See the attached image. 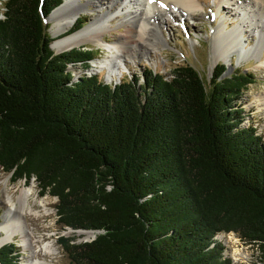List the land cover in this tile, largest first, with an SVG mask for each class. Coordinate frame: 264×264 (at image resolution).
I'll use <instances>...</instances> for the list:
<instances>
[{"label": "trees", "instance_id": "16d2710c", "mask_svg": "<svg viewBox=\"0 0 264 264\" xmlns=\"http://www.w3.org/2000/svg\"><path fill=\"white\" fill-rule=\"evenodd\" d=\"M63 0H5L0 16V167L57 198L58 222L96 230L59 244L73 264H234L219 233L264 264V138L242 126L251 72L192 65L115 85L74 79L92 49L52 50L45 18ZM79 24V25H78ZM74 25L68 33L79 29ZM13 243L0 264H19Z\"/></svg>", "mask_w": 264, "mask_h": 264}, {"label": "rangeland", "instance_id": "374dc122", "mask_svg": "<svg viewBox=\"0 0 264 264\" xmlns=\"http://www.w3.org/2000/svg\"><path fill=\"white\" fill-rule=\"evenodd\" d=\"M4 1L0 0V16H2L1 12L3 11ZM197 2V11L192 16H175L170 18L164 15L161 17L158 22L161 31V37L159 36L160 42L154 44L152 47H148L146 50L136 49L129 56H125L126 68L123 69L125 72L117 80H106L107 72L104 69L100 70L95 68L94 70V63L92 61L103 59L107 51L104 50L102 44H97L92 41H87L79 46L72 47L79 48L83 46V48L92 49L95 52L94 58L89 61L88 67L83 68L81 64L77 63L69 65L68 70L73 73L74 79L81 74H95L101 81L107 84H113L114 82L120 83L124 80L131 79L133 76H138V82L141 83L143 82L142 73L148 68L162 74L166 78H170L174 68L186 64L192 65L197 69L206 81L209 80L213 68L217 63H223L226 66L225 75L232 73L234 70L251 72L254 75V81L247 86L238 100V104L243 108V122L241 125L254 126L257 134L264 138V43H256L257 34L252 33L251 28L242 27L243 29L239 35V39L241 40L243 53H247L243 57H238L237 51L240 49V45H238L230 48L228 52L223 53V55H229V58L222 60L219 58L222 56L220 47H223L226 42L222 41L223 43L220 44L216 39L217 37L214 36V31L217 26H221L222 31L229 34L233 28L242 22L243 17L241 15L237 16L235 7L230 5L234 3V0L228 3L223 2V0H197ZM237 2L239 5L240 3L242 4V0H237ZM89 8L91 10L81 12L70 28L60 33L59 37L70 34L68 32L74 25L80 22L83 23L76 30L78 31L84 28L99 13H105V8H96V10H93L92 6ZM124 15L119 14L118 18L122 19ZM150 21L152 22V20ZM46 24L48 33L54 41L56 37L52 33V23L46 20ZM109 29L103 35L102 39L109 42H121L122 38L120 34L125 31L124 25H121L120 21L115 18L111 20ZM52 50L55 52L53 48ZM216 58L217 60L214 61ZM18 185L20 187L33 185V193L29 199L30 202L34 201V197L46 199V209L49 216L42 218L39 226H46L44 231H41L43 235L41 238L43 239L42 243L49 242L54 244L55 254H53V258H50L52 263L73 264L63 251L58 239L61 236H76V242L89 241L94 238V234L89 231L81 229L73 230L62 226L58 222L56 213V197L51 196L49 193H42L34 178L30 181H26L25 179L14 180L11 173L3 171L0 167V198L6 194L5 191H8L14 197L17 194L16 188H18ZM6 209L7 206L0 199V220ZM39 209L42 211L43 208L39 207ZM29 227L31 228V226ZM216 238H219L223 242L225 247L224 254L229 256L234 264L255 263L258 255V250L255 245L242 241L233 232L219 233ZM5 243H13L16 246L20 254L19 264L29 259L30 250L24 249L18 236H15L12 240H8Z\"/></svg>", "mask_w": 264, "mask_h": 264}, {"label": "bare ground", "instance_id": "6f19581e", "mask_svg": "<svg viewBox=\"0 0 264 264\" xmlns=\"http://www.w3.org/2000/svg\"><path fill=\"white\" fill-rule=\"evenodd\" d=\"M229 1L231 0H223L225 3ZM197 3V0H63L62 5L53 10L47 19L52 23V33L56 37L51 47L56 52H61L87 41L102 44L107 53L103 59L92 61L94 70L104 69L107 72L106 80H117L125 72L123 70L126 68L125 56H129L136 49L146 50L160 42L161 31L158 22L161 17L192 16L197 11ZM237 3V0H234L230 5L235 7L237 16L243 17L242 22L229 34L223 32L221 26H217L214 31V36L220 44L222 41L226 42L220 47L222 56L219 58L222 60L229 58V55L223 53L238 45H240L238 57H243L247 53H243L239 39L242 27L251 28L252 33L257 34L256 43H264V0H242V4ZM90 6L93 10L105 8V13H99L84 28L59 37L60 33L70 28L81 12L91 10ZM119 14L125 15L119 19ZM115 18L125 27V31L120 34L122 41L103 40V35L110 30L111 20ZM216 60L217 58L214 59ZM16 189L15 198L5 190L6 194L0 198L7 206L0 220V245L18 236L24 249L30 250L29 259L21 264H53L50 258L55 254L54 244L42 243L41 231H44L46 226H39L41 219L49 216L46 199L34 197V201H29L33 185L21 187L18 185ZM39 207L43 208L42 211Z\"/></svg>", "mask_w": 264, "mask_h": 264}, {"label": "water", "instance_id": "95a60500", "mask_svg": "<svg viewBox=\"0 0 264 264\" xmlns=\"http://www.w3.org/2000/svg\"><path fill=\"white\" fill-rule=\"evenodd\" d=\"M58 6H59V5H58ZM58 6H57V7H58ZM57 7H56V8H57ZM54 9H55V8H54ZM54 9H53V10H54ZM53 10H52V11H53ZM52 11H51V12H52ZM50 14H51V13H50ZM50 14H49V15H50ZM49 15H48V16H49ZM48 16L45 18V21L48 19ZM55 53H59V52H56V51H55ZM117 83H118V82H117ZM117 83L114 82L113 85H115V84H117ZM85 231L92 232V233L94 234V236H95V233L98 232V231H96V230H85Z\"/></svg>", "mask_w": 264, "mask_h": 264}]
</instances>
